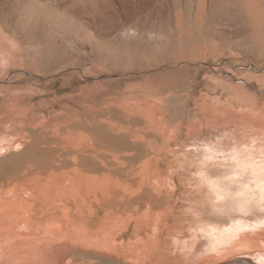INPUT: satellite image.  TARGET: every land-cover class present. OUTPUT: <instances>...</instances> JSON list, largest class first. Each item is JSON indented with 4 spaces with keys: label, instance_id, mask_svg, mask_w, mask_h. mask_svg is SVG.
<instances>
[{
    "label": "rangeland",
    "instance_id": "obj_1",
    "mask_svg": "<svg viewBox=\"0 0 264 264\" xmlns=\"http://www.w3.org/2000/svg\"><path fill=\"white\" fill-rule=\"evenodd\" d=\"M0 40V141H34L38 128L28 118L39 119L63 100L81 106L97 94L120 100L137 94V106H147L163 96L178 148L193 150L196 165L207 159L215 176L225 177L232 193L221 210L264 220V175L256 177L253 166L264 165V0H0ZM229 140L250 145L254 168L238 174ZM171 165L164 170L180 196L171 224L183 235L191 217L182 209L201 184L196 166ZM208 194L209 202H222L212 189ZM241 198L250 209L236 208ZM223 211L214 216L226 228L232 220ZM159 212L137 204L135 227L130 209L122 210L103 235L137 241V254L149 255L163 228ZM75 234L78 241L103 239L82 221ZM241 256L225 263L247 257L264 264V254Z\"/></svg>",
    "mask_w": 264,
    "mask_h": 264
},
{
    "label": "bare ground",
    "instance_id": "obj_2",
    "mask_svg": "<svg viewBox=\"0 0 264 264\" xmlns=\"http://www.w3.org/2000/svg\"><path fill=\"white\" fill-rule=\"evenodd\" d=\"M164 102L162 96L153 104L137 106V94L120 100L103 93L84 98L81 106L63 100L59 107L37 112L39 119L28 118L26 124L35 121L38 128L34 141H0V264H121L113 258L125 264H255L247 257L242 262L225 260L264 254V220L234 219L221 210L232 193L225 177L215 176L207 159L196 165L193 150L178 148L181 142L174 141ZM233 141L228 143L235 144L238 174L254 166L260 171L254 170L256 177L263 176L264 165L252 166L250 145ZM171 163L196 166L201 184L197 194H188L182 209L191 217L183 235L174 233L171 224L180 198L175 177L164 170L165 165L172 168ZM209 189L219 194L221 203L209 202ZM259 189L264 199V181ZM245 200L236 208L250 209ZM137 204L160 209L163 223L155 231L152 252L144 257L137 254V241L103 235L122 210L130 209L128 223L137 227ZM222 211L231 217V226L222 228L215 219ZM80 221L103 239L78 241L75 225Z\"/></svg>",
    "mask_w": 264,
    "mask_h": 264
}]
</instances>
